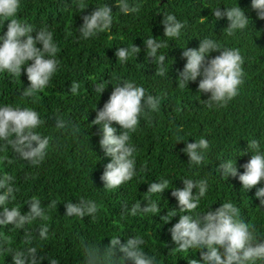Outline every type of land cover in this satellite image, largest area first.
Returning <instances> with one entry per match:
<instances>
[{"label": "trees", "instance_id": "16d2710c", "mask_svg": "<svg viewBox=\"0 0 264 264\" xmlns=\"http://www.w3.org/2000/svg\"><path fill=\"white\" fill-rule=\"evenodd\" d=\"M82 2L88 6L83 12L78 7L81 0H21L16 18L34 29L48 27L59 48L56 57L60 61L59 69L50 85L37 93L35 102L21 95V89L30 87L26 68L21 76L15 77L7 71L0 72V107L33 108L45 121L36 131L52 137L48 155L37 167L19 159L10 147L2 150L4 142L0 141V175L11 174L15 178L14 186L19 189L16 200L8 206L18 205L26 213L30 209L25 201L33 196L45 205L52 199L58 201L57 208L48 212L49 219L43 221L49 226V238L33 241L32 246L39 251L37 258L46 257L41 264H50L48 257L55 258L59 264H84L83 245L108 246L112 237H120L125 244L136 235L145 240L143 250L155 255L157 264H187L189 258L203 264L199 249L173 252L178 245L172 240L170 229L179 221V215L165 224L160 216L151 213L136 216L126 213L125 205L130 209L136 201L146 200L149 184L159 183V178L169 181L164 193L151 196L158 202L161 215L171 210L179 212L172 190L184 187L182 179L206 178L208 191L196 211H207L210 207L215 210L222 202L230 201L240 209L243 219L257 227L258 235L264 236V205L256 198L264 180L247 192L242 190L238 176L225 180L220 169L221 161L230 158L236 159L238 172H244L243 165L252 155L248 151L249 139L259 140L264 149V20L252 9V0H128L130 5L140 8L139 12L129 14L119 12L117 0ZM103 4L114 13L111 28L89 39L80 38L76 29L83 25V17ZM238 5L250 19L247 28L237 30L232 36L223 34L229 25L227 17L216 20L211 9L221 7L224 11V7ZM165 13L174 14L185 24L178 38L165 37L162 24ZM8 23L0 18V36L6 33ZM149 37L166 44L158 50V55L166 56L164 66L168 71L164 76L155 75L153 60L146 58L144 40ZM207 37L216 40L221 48H239L244 57V83L239 95L226 107L209 108L204 104L203 100H208L211 94L198 92L202 77L188 86L177 84L179 73L187 63L183 48L198 50L199 39ZM133 44L141 49L137 57L133 55L119 63L115 55L118 48ZM218 55L219 52H212L209 59ZM129 80L143 86L147 93L161 97V106L148 119L141 116L137 131L131 134V143L137 148L138 174L117 189L104 190L101 177L112 158L100 147L99 126L90 125L96 118L94 109L103 108L116 84ZM73 81L80 84L76 94L70 92ZM95 83H103L106 88L102 95L93 92ZM56 116L78 125L79 133L73 136L70 130H57ZM113 127L120 134L121 126L113 123ZM177 136L188 143H195L200 137L209 141L200 165L189 164V157L183 152L186 143H177ZM144 166L146 169L142 171ZM81 197L98 204L94 220L65 216L64 203H76ZM146 206L145 201L142 207ZM41 223L33 221L24 230L35 232ZM24 230L0 225V264H14L7 247L28 246L23 242ZM116 253L117 258L123 255L118 249Z\"/></svg>", "mask_w": 264, "mask_h": 264}, {"label": "clouds", "instance_id": "9594fccd", "mask_svg": "<svg viewBox=\"0 0 264 264\" xmlns=\"http://www.w3.org/2000/svg\"><path fill=\"white\" fill-rule=\"evenodd\" d=\"M21 6V0H0V18L5 22L10 21L6 33L0 36V72L7 71L15 77L21 76L22 69L26 68L30 87L21 89V95L35 102L37 93L43 92L50 85L59 69L60 61L56 58L59 48L54 41L53 32L48 27L34 29L32 25L16 18ZM251 6L258 13V18L264 20V0H252ZM78 7L81 12L88 8L82 0ZM116 7L124 14L140 10L139 5H130L128 0H117ZM224 9H211L216 20L227 17L229 25L223 34L232 36L237 30L247 28L250 19L239 5ZM113 14L112 8L107 4L96 7L90 15L83 17V25L76 29L79 37L89 39L109 30L113 24ZM163 17L165 37L178 38L185 24L171 13H165ZM199 41L198 50L183 48L182 55L187 63L179 73L177 84L179 87L188 86L189 82H195L202 77L199 80L198 92L211 94L208 100H203L204 104L209 108L226 107L239 95L240 86L244 83V57L239 48H221L220 44L210 37ZM144 43L147 46L146 58H151L155 64V75L164 76L168 71L164 66L166 56L158 55V50L166 44L154 37L147 38ZM38 45H42V48ZM140 51L141 49L133 44L130 47H119L115 55L119 63H124L133 55L137 57ZM212 52H219L220 55L209 59ZM93 86V92L101 95L106 89L103 83H95ZM79 88L80 84L73 81L70 92L76 94ZM160 106L161 97L147 93L143 86L129 80L116 84L103 108L94 109L96 118L90 126H99L102 133L100 147L112 158L101 177L105 185L104 190L117 189L138 174L135 156L137 148L131 143V134L137 131L141 116L148 119L151 113L159 111ZM54 119L57 130H70L73 136L79 133V126L71 121L62 116H56ZM44 123L39 112L31 107H0V141L4 142L2 150L10 147L19 159L29 162L33 167L39 166L45 161L52 140L51 136L36 131ZM113 123L121 126L120 134H117ZM247 141L248 151L252 155L243 165L244 172L240 174L236 159L230 158L221 161L220 169L225 180L229 176H238L243 185L242 190L248 192L264 180V149L257 139ZM178 142L186 143L183 152L189 157L190 165L198 166L203 162L204 150L209 148L206 138L200 137L195 143H188L177 136ZM8 163L11 164L12 161L8 160ZM145 169L146 166L141 170ZM14 180L9 173L0 175V208H3L0 213V225H12L14 229L24 230L25 226L33 221L40 220L42 223L35 232L24 230L23 242L27 247H7L6 251L12 256L14 264H41L46 257L37 258L39 251L38 247L32 246L33 241L49 238V226L43 221L49 219L48 212L57 208L58 201L52 199L45 205L33 196L25 201V205L30 209L26 213L21 211L18 205L9 207L8 205L16 200L15 193L19 191L14 186ZM182 182V189L175 187L172 190V196L179 204V212L171 210L167 211L166 215H161L158 202L151 199L152 195H161L168 189L169 181L159 178V183L149 184L145 194L146 200L136 201L130 209L125 205L126 213L132 216L151 213L160 216L165 224L179 215V221L170 229L172 240L178 245L173 252L199 249L203 264H264V236L258 235L254 224L243 219L240 209L234 203L225 201L215 210L210 207L207 211H196L201 198L208 191L207 179L184 178ZM256 198L264 205V187L257 190ZM145 201L147 206L142 207ZM64 206L66 217H91L93 220L99 209L95 200L83 197L76 203L68 201ZM144 244L145 240L138 235L128 238L125 244L121 243L120 237H112L108 246L85 244L84 264H126L127 261L132 264H157L156 256L143 250ZM117 249L123 254L120 258H117ZM204 249L206 252L202 251ZM48 259L50 264H59L55 258ZM187 264H200V261L189 258Z\"/></svg>", "mask_w": 264, "mask_h": 264}]
</instances>
